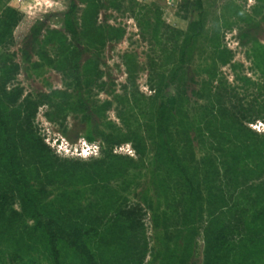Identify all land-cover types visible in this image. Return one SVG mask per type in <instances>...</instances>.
Returning <instances> with one entry per match:
<instances>
[{
  "label": "rangeland",
  "instance_id": "rangeland-1",
  "mask_svg": "<svg viewBox=\"0 0 264 264\" xmlns=\"http://www.w3.org/2000/svg\"><path fill=\"white\" fill-rule=\"evenodd\" d=\"M71 1L81 29L86 0H0V31L6 30V11L17 19L0 41V66L15 67L4 86L36 102L54 91L75 100L81 91L85 113L73 98L56 109L60 96L37 109L33 126L57 172H89L102 158V133L124 137L111 154L133 164L114 165L102 180L49 182L37 158L24 147L13 153L0 136V184H10L3 190L26 184L36 197L14 195L8 225L0 231V264H53L40 232L32 231L33 204L60 225L88 232L86 243L98 264H138V252L145 255L143 264H203L205 230L224 227L235 217L257 226L255 202H264V165L259 166L264 154L230 153L214 130L233 117L247 138L264 142V0H200V5L196 0H96L105 44L90 46L80 35L77 46L72 43L80 52L77 72L68 62L57 67L64 61L51 37L54 31L65 34L61 15ZM109 28L118 31L116 37ZM39 29L40 35L33 34ZM66 42L70 49V39ZM217 92L222 115L215 119L210 103ZM171 96L177 103L167 132L178 168L156 125L159 104ZM105 102L110 107L101 108ZM89 128L96 138L92 144L83 139ZM134 137L142 142L141 154ZM208 162L215 170L209 176ZM134 204L141 207L142 228L134 239H125L111 231V222L119 208ZM231 247L228 264H237L238 241ZM66 252L67 264H80Z\"/></svg>",
  "mask_w": 264,
  "mask_h": 264
},
{
  "label": "trees",
  "instance_id": "trees-1",
  "mask_svg": "<svg viewBox=\"0 0 264 264\" xmlns=\"http://www.w3.org/2000/svg\"><path fill=\"white\" fill-rule=\"evenodd\" d=\"M86 2L88 6L84 10L82 16L81 29L75 21L78 8L74 2L71 1L68 10L61 15L65 34L63 35L58 31L51 32V37H54L56 40L57 49L60 56H63L64 61L57 67L64 68L66 62H68L67 66H70L72 72H77L79 70L80 52L72 43L77 46L80 35L86 37L87 43L93 47L103 46L106 40V30L97 24L98 3L96 0H86ZM195 3L200 5V0H196ZM6 12L10 15H7L5 18L6 24H4V27L6 30L0 31V41L3 40L9 29L17 23V19L13 17L14 13L10 10ZM41 31L42 29L37 31L34 30L33 34L40 35ZM108 33L116 37L117 35L115 34H117L118 31L109 28ZM66 39H70V49L66 46ZM183 52L184 51L181 52V55H183ZM45 62L50 64L48 60H45ZM13 70H15L14 66H6L5 63L0 66V71L2 72L0 76V136L6 142L5 144H12L13 153L14 151L16 152L18 146L24 147L28 155L32 158H37V164L40 165L42 171L45 173L44 179L46 181L51 182L55 180L61 182L58 179L60 178L67 184L74 179H93L97 177L102 180L110 176V169L114 165L119 164V167H123V165L128 166L133 164L132 160L127 157H118L111 154V147L125 141V138L113 133H102L100 135L102 139V158L92 163L93 166L89 172L87 170L83 171L82 168H65L63 172L61 170L57 172L56 169H54L53 162L47 155L49 148L37 135L33 123L36 118L37 109L42 101L60 96L62 103L55 104V108H61V110H63L65 101H70L73 95L65 91H54L49 96H40L39 101L36 102L33 100L31 101L28 97L22 98L23 93L20 89H12L10 92H7L4 84L9 81V76ZM77 82L79 85L81 83L80 79H78ZM213 98L215 103L211 102L210 105L212 106L213 117L216 119L222 115V112H220L221 107L218 92ZM74 103L76 104V108L84 112L86 104L82 100L81 91L77 92ZM176 103L177 99L171 96L159 104L156 125L166 154L170 158V161L177 165L176 167L178 168L179 165L174 160L167 132L170 114L175 108ZM108 107H110V103L105 102L101 108L106 109ZM262 111H264V109ZM214 130L218 133L219 136H217L221 140V144L225 145L230 153L253 157L262 156L261 154H264V151H261V145L264 144V142L256 144L253 140L247 138L243 133L244 129L238 127V123L233 117H228L226 122L223 120L218 122ZM83 139L88 144L95 143L96 138L93 135L92 129L89 128L85 131ZM132 143L137 153L141 154V140L138 137H134ZM15 156L14 154V157H12V166L16 159ZM263 160L264 159L259 161ZM232 164H238L237 160H233ZM260 165H264V162H260L259 166ZM207 166L209 168L207 170V176L214 174L215 170L211 162H208ZM229 166L230 165H228L226 170L227 174L232 173L233 167L230 168ZM80 170L85 173L80 172ZM179 170L181 174H185L184 169ZM20 175L22 179H25L24 175ZM245 176H248L247 173H245ZM17 181L20 182V179L15 180L16 183H18ZM9 185L10 184H8L6 180L4 185L0 184V231H4V227L8 225L6 223V221H8L7 211L11 206L14 195L20 197V194H22V197L25 196V198L27 197L28 199L31 197L32 200H36V197L31 195L33 191L31 190V192L26 184H23L20 189L14 187L7 191L3 190L4 187H8ZM27 201L30 202V200ZM255 205L256 213L254 217L258 222L257 226H249L242 218L235 217L233 218L235 219L234 222L229 220L224 227L216 229L209 226L207 230H205L206 245L204 247L203 264H228L230 253L234 250V247H231V243L236 240L238 241V249L240 251V258L237 264H261V261L264 262V202L259 203V201H257ZM32 210L34 212L33 220L35 223L32 231L35 233L40 232L53 264H67L65 260L68 259L66 251H70L72 253V258H77L80 264H98L95 254L86 243L88 232H85L79 227H64L60 225L56 220L40 213L36 204H33ZM141 212V207L138 204L119 208L114 220L111 222V231L117 230L120 236L125 239H129L131 236H133L134 239L138 231L142 228L141 216L143 215ZM235 212H238V210L236 209ZM10 221H12V219ZM41 237H39L38 240L40 239L41 241ZM235 238L236 240H234ZM131 247L134 248V246ZM136 257L137 263L143 264L145 255L142 252H138L136 253ZM68 264L72 263L68 262Z\"/></svg>",
  "mask_w": 264,
  "mask_h": 264
}]
</instances>
